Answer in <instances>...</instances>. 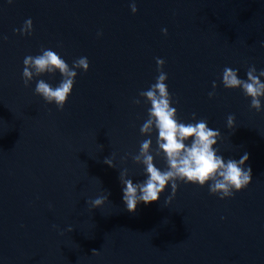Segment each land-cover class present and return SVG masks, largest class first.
<instances>
[{"label": "water", "instance_id": "obj_1", "mask_svg": "<svg viewBox=\"0 0 264 264\" xmlns=\"http://www.w3.org/2000/svg\"><path fill=\"white\" fill-rule=\"evenodd\" d=\"M132 2L0 0V264H264V108L220 81L225 66L241 77L264 68V0H135L136 13ZM27 18L32 34L13 32ZM41 47L69 64L88 58L62 110L22 82L23 58ZM157 57L178 118L195 112L218 128L223 156L249 154L252 180L232 197L180 182L168 204L166 186L125 210L119 170L142 179L131 156L146 138V108L133 100L154 82ZM105 190L99 208L85 203Z\"/></svg>", "mask_w": 264, "mask_h": 264}, {"label": "clouds", "instance_id": "obj_2", "mask_svg": "<svg viewBox=\"0 0 264 264\" xmlns=\"http://www.w3.org/2000/svg\"><path fill=\"white\" fill-rule=\"evenodd\" d=\"M7 2L11 4L13 0ZM129 7L132 13H136L135 0ZM32 29V20L27 18L13 32L31 35ZM161 31L166 33L167 29L162 28ZM97 35L101 33L97 32ZM0 39L6 40L7 36L0 35ZM260 43L264 46V41ZM155 62L158 74L154 82L146 90L139 91L138 97L133 100L134 104L143 102L146 108V119L139 127L140 134L146 138L140 142L138 152L131 156L132 161L141 166L142 179L134 181L127 168L119 170L118 179L125 210L132 213L141 203L147 205L158 201L166 186L170 187V194L164 200L168 204L180 182L200 187L207 184L209 193L219 199L232 197L252 180L251 166L245 163L249 154L244 152L239 159L225 157L216 147L221 139L218 128L210 127L205 118L197 119L195 112L187 122L179 119L174 106L177 101L173 99L166 83L167 73L162 70L165 61L157 57ZM22 65L21 79L24 86L28 87L35 81L34 94L39 95L45 103L54 104L57 110H62L73 91L78 71L86 72L89 61L86 56H80L69 64L56 50L41 47L38 54L26 55ZM238 73L239 69L225 66L220 73L222 86L226 89H240L245 97L250 98L249 107L260 112L264 108V68L258 71L254 65H250L244 77ZM45 74L48 80L40 78ZM57 74L59 79L55 83L50 82ZM212 88L213 91L208 93L210 98L215 94V81L212 82ZM226 127H234L233 114L227 116ZM158 160L163 161L162 167L158 166ZM103 163L115 167L110 156L105 157ZM109 195L110 192L105 190L103 195L85 203L91 208H99L109 200ZM68 231H72L71 226ZM97 252L96 249L92 250L93 254Z\"/></svg>", "mask_w": 264, "mask_h": 264}]
</instances>
